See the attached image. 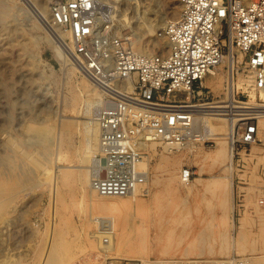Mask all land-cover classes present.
<instances>
[{
	"label": "rangeland",
	"instance_id": "1",
	"mask_svg": "<svg viewBox=\"0 0 264 264\" xmlns=\"http://www.w3.org/2000/svg\"><path fill=\"white\" fill-rule=\"evenodd\" d=\"M48 1H43L44 13ZM153 1L139 0L134 13L122 5L119 8V13L131 16L126 36L134 43L142 40L150 54L159 52L157 42L167 51L166 39L159 33L179 2ZM9 4L11 12L0 18V264H43L52 241L59 246H54L57 251L52 250L48 264H121L126 260L170 264L175 259L209 264L233 255L245 264H264V134L243 161L233 158V169L207 159L217 146L210 137L206 144L176 150L155 144L144 159L149 161V178L140 188L143 206L93 210L90 197L101 196L80 179V171L90 170L98 147L88 156L84 134V124L93 120L98 107L90 114L84 112L89 97L85 76L66 52L59 55L49 43L50 23L45 25L23 1ZM66 41L72 44L69 35ZM235 53L238 59L240 54ZM227 69L224 66L218 72L225 74ZM234 73L237 82L242 68ZM212 92L225 98L224 92ZM204 157L207 160L200 169L195 160ZM180 158L182 162L168 164ZM188 168L193 177L187 183L181 171ZM64 171L70 172L67 178ZM230 173L233 197L225 200L224 190L212 189L208 183ZM89 175L91 179L90 171ZM231 205L234 209L229 212ZM112 217L118 237L113 248L101 250L99 238L89 235L99 234L107 223L94 219ZM223 217L229 228L225 233Z\"/></svg>",
	"mask_w": 264,
	"mask_h": 264
},
{
	"label": "built area",
	"instance_id": "2",
	"mask_svg": "<svg viewBox=\"0 0 264 264\" xmlns=\"http://www.w3.org/2000/svg\"><path fill=\"white\" fill-rule=\"evenodd\" d=\"M179 3L177 19L159 33L168 40L169 48L147 55L135 50L130 36L107 37L115 28L113 8L101 0H49L53 25L70 35V60L103 94L94 116L99 135L90 165V186L99 196L128 197L145 184L148 174L141 164L151 143L169 150L208 143L202 123L206 115L236 120L232 145L233 158L238 157L239 162L252 146L261 143L264 0ZM232 48L242 56L237 72L242 68L243 76L229 101L226 95L215 97L204 80ZM181 176L182 181L190 182L193 172L183 169ZM121 264L146 263L126 260ZM209 264L245 262L233 255Z\"/></svg>",
	"mask_w": 264,
	"mask_h": 264
},
{
	"label": "bare ground",
	"instance_id": "3",
	"mask_svg": "<svg viewBox=\"0 0 264 264\" xmlns=\"http://www.w3.org/2000/svg\"><path fill=\"white\" fill-rule=\"evenodd\" d=\"M9 1L0 0V18L1 19L8 16V14L11 12V11H9V10H11V6L9 4ZM20 1L25 2L44 24L48 23V22L50 23L49 29H51V30H49L50 34L47 38L49 43L54 47V49L57 50L56 53H59V55L64 54L63 52H66L68 55V52L73 48L72 44L70 45L66 41V38L68 37L69 34L67 32H65L61 27L53 25L52 20H51V12L49 9V3L47 5V10L44 13V11H42V9L44 8V6H43L44 0H20ZM101 2L102 3L108 2V3L113 4V6H112V8H113L112 20L114 21L115 28L107 35V37L109 38L113 35H118V34L123 35V34H121L120 29L127 31L126 33L123 31L125 33V36L127 34H129L130 31L128 29V27H129L128 17H131V16H127L128 15L127 13H129V12H126V10L128 8L129 9L131 8L132 12L134 13V11L138 8L139 0H101ZM14 4H16L15 1H14ZM120 5L127 8V9L124 8V9H126L125 10L126 15L123 14L124 12L119 13ZM44 9H46V7ZM121 10H123V9H121ZM138 11H136V13ZM179 12H180V3L177 2L175 11L169 17V23H171L177 19ZM46 16L49 20L48 19L46 20ZM134 16H136V19H137V15L135 14ZM134 16H133V19L135 18ZM130 19H132V18H130ZM133 22H134V20H133ZM99 23L101 24V22H99ZM46 27H48V26H46ZM137 28H139V27H137ZM150 29H152V28H150ZM165 41H166V43H165L166 45L165 44L164 45L168 49L169 48V42L167 39ZM155 46H157L160 49L159 52H164V48L159 42H157L155 44ZM146 47H147V45H145L144 42L142 43V40H138L137 42L134 43L135 50H137L138 52L144 51L143 54L149 55L150 53L147 51ZM235 52H236V49L232 48L230 50V53L225 55L223 62L216 69L213 70L212 75H211L213 77L204 80L205 86L212 88L217 94H221L224 92L225 95L227 96L226 98H228L229 101L233 100V94H235L234 89H235L236 79H235L234 71L235 70L237 71V68H238L237 62H240L242 59L241 55H239V57L237 59ZM139 53H141V52H139ZM224 66L228 67L226 73L225 74L222 72L219 73L218 70L219 69L223 70ZM83 84H84V89L87 90L89 93L88 99L85 100L84 112L86 114H90L96 110V107L101 106L102 101H101V95L99 94V92H101V90L96 85H94L92 81L90 83V80H88V78L86 76L84 77ZM92 84H93V86L98 88L99 91H97V89L95 87H93ZM226 85H227V88H226ZM225 88H226V90H225ZM252 97H254V95H252ZM87 123H88L87 125L84 124V128H85L84 134L86 135L85 151L87 152V154H89L88 156H90L91 155L90 153H92V151H93L92 149L94 147L98 146L99 132H98V126L95 123L94 118H93V120H91ZM202 123L207 128V134H206L207 137H210V138L216 140V143H217V146H216V149H215L213 155L207 157V159H209L211 161V164L222 165V166H225L227 168L233 169V165H234L233 156H234V154H233L232 142H233V133H234V126L236 124V120L233 117H221V116H215V115H206L204 118H202ZM262 124L264 126V121ZM154 145H155V143H151L150 147H152ZM197 157H198V155H197ZM207 159H206V157H204L200 160H195L196 163L200 165V169H203V167H204L203 162H206ZM182 160L183 159H181V158L177 159V160L175 159L172 161L169 160L168 164L169 165H176L177 163L182 162ZM88 162H89V159H88ZM148 162L149 161L145 162V160H144L141 164V167H142V169H144L147 172L148 178H149ZM86 170L87 171H85L84 173H81V171H80V179L82 181H84L89 186L91 192H94L90 186L91 185L90 184L91 180L89 177L90 176L89 175L90 170L89 169H86ZM181 172H183V170ZM69 174H70L69 171L63 172V176L65 178H67L69 176ZM225 177H223V180L213 181V182L208 183V186L211 187L212 189L216 188L219 191L224 190L225 200H228L229 198L232 200V197H233V174L230 173V175H226ZM148 178H147V180H148ZM181 179H182V176H181ZM140 193H141V190L138 189L135 191V193L133 195L128 196V197L101 196L99 198H97L96 196H94L92 194L93 198H92V196L90 197L89 204L93 210H114L118 206H121V205L126 206L128 204L137 205L138 207H141V206H143V204H142L141 199L139 198ZM110 198H117V199H115V201H113L114 199L111 200ZM233 209H234L233 205H231V207L229 208V212H230V210L232 212ZM226 212H227V210H225V213ZM231 217H232V215H231ZM94 220H96V222H99L100 224L107 223V228H104V226H103L104 230L100 231L99 234H95V233L91 234V232H90L89 237H96V238L98 237L99 238L98 244L101 247V250L102 249L103 250L104 249L109 250L110 248H113V246H114L113 244H115L116 238L118 237V235H117L118 231L116 229L117 225L115 223V219L112 217L111 220H108V219L104 220V219H100V218L99 219L95 218ZM221 222H222L221 231H223V233L228 232L229 228H228V225L226 224L227 222L224 220V217H223ZM231 237H232V239L234 238L233 234ZM102 238H105V239L109 238V240L104 241L105 239L103 240ZM52 242L53 243H51V245L48 246L49 251H47V253H46L47 254V256H46L47 260L44 258L45 263H43V264H48L49 258H51L50 256H52V254H53L52 252L55 250L54 246H56L57 244L55 243L56 245H54V241H52ZM61 244H63V242ZM57 246H59V244ZM55 251H57V250H55ZM56 254H57V252H56ZM67 254H69V253L67 252ZM246 261H247V259H246ZM51 262H52V260H51Z\"/></svg>",
	"mask_w": 264,
	"mask_h": 264
}]
</instances>
